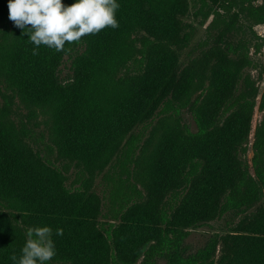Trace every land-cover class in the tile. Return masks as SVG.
I'll list each match as a JSON object with an SVG mask.
<instances>
[{
	"label": "trees",
	"instance_id": "1",
	"mask_svg": "<svg viewBox=\"0 0 264 264\" xmlns=\"http://www.w3.org/2000/svg\"><path fill=\"white\" fill-rule=\"evenodd\" d=\"M246 1V0H243ZM74 0H64L70 5ZM118 27H106L66 43L57 52L34 45L22 28L9 19L8 0H0V82L10 88L9 101L0 99V264H13L27 239L20 218L36 226L53 229L56 254L74 264H108V241L97 227L101 202L96 194L72 191L61 168L45 158L28 142L17 120L21 107L12 109L18 98L31 115L39 111L46 118L53 140L64 156L80 166L105 169L117 156L125 133L155 118L162 107L187 108L205 88V77L186 99H181L184 69L170 51L148 49L135 59V36L140 31L160 41L179 38L177 16L180 0H119ZM255 25H264V8L248 11ZM27 27H31L28 25ZM27 31V29H25ZM231 30H229L230 32ZM226 35V33H224ZM180 38V49L187 44ZM229 48L247 53L249 42L225 41ZM227 62L238 73L236 61L223 51ZM200 60L193 61L198 67ZM222 73L225 77L222 76ZM207 95L226 91L231 75L219 66L208 78ZM213 110L196 119V131L188 136H169L153 157L146 171L147 190L161 189L160 199L149 198L134 204L115 230L111 264L118 255L131 256L157 235L158 227L180 223L182 227L200 224L222 209L229 190L241 174L238 151L245 137L241 117L223 116ZM182 186L184 195L178 201ZM166 195L169 199L164 202ZM264 217V216H263ZM63 235H55L56 228ZM116 233H118L116 235ZM217 240L210 239L200 249L181 240L178 247L153 253L149 264L175 257L187 261L209 256ZM232 264H264V219L255 225L252 236L238 249Z\"/></svg>",
	"mask_w": 264,
	"mask_h": 264
},
{
	"label": "rangeland",
	"instance_id": "2",
	"mask_svg": "<svg viewBox=\"0 0 264 264\" xmlns=\"http://www.w3.org/2000/svg\"><path fill=\"white\" fill-rule=\"evenodd\" d=\"M264 8V0H180L177 16L179 38L160 41L145 31L135 36V59L141 58L147 49L174 54L184 69L185 86L179 96L186 99L193 92L201 76L205 79L206 90L198 93L187 108L174 103L176 109L162 107L155 118L125 133L121 140L120 152L103 170L80 166L73 158L64 156L59 142L53 140L46 118L39 111L31 115L18 98L12 102V109L21 107L17 120L23 126L27 140L34 149L61 168L72 191L96 194L101 202V215L97 227L108 241V264H111L115 230L122 224V216L137 202L149 198L160 199L161 189L149 191L145 187L146 171L159 148L169 136H188L196 131V119L209 116L213 110L223 116L241 117L244 120L245 137L238 151L240 176L233 190H229L221 211L214 217L196 225L182 227L176 223L158 227L157 235L151 237L143 249L135 255H118L117 264H149L153 253L178 247L181 240L196 251L210 239L217 242L209 256L187 261L175 257L172 264H232L238 249L248 240L255 225L264 219V25H255L248 11ZM4 28L0 24V35ZM229 30H231L229 32ZM226 33V35L224 34ZM187 37L185 47L180 49V38ZM249 42L247 53L229 48L225 41ZM236 61L238 73L227 62H222V52ZM200 60L198 67L192 62ZM221 66L231 75L228 89L216 91L209 96L208 78ZM222 76L225 77L222 73ZM227 79V77H225ZM10 88L0 82V99L9 101ZM178 201L184 195L178 186ZM166 195L164 202L169 199ZM3 211L7 205L0 196ZM22 229L35 227L30 220L20 218ZM118 233H116L117 235ZM113 237V239H112ZM48 264H74L71 260L55 254ZM158 264H167L160 260Z\"/></svg>",
	"mask_w": 264,
	"mask_h": 264
},
{
	"label": "clouds",
	"instance_id": "3",
	"mask_svg": "<svg viewBox=\"0 0 264 264\" xmlns=\"http://www.w3.org/2000/svg\"><path fill=\"white\" fill-rule=\"evenodd\" d=\"M119 7V0H74L70 5L64 0H8L9 19L28 35L33 55L41 45L60 52L66 43L106 27L117 28ZM26 235L19 257H10L13 264H48L56 254L51 226L29 227ZM55 235L62 236L63 228H56Z\"/></svg>",
	"mask_w": 264,
	"mask_h": 264
}]
</instances>
